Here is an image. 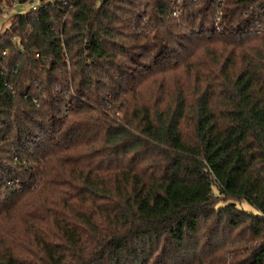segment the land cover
<instances>
[{"label": "trees", "instance_id": "obj_1", "mask_svg": "<svg viewBox=\"0 0 264 264\" xmlns=\"http://www.w3.org/2000/svg\"><path fill=\"white\" fill-rule=\"evenodd\" d=\"M0 264H264V0L14 13Z\"/></svg>", "mask_w": 264, "mask_h": 264}, {"label": "built area", "instance_id": "obj_2", "mask_svg": "<svg viewBox=\"0 0 264 264\" xmlns=\"http://www.w3.org/2000/svg\"><path fill=\"white\" fill-rule=\"evenodd\" d=\"M50 1L52 0H44L45 4H48ZM44 2L42 0H1L2 9L4 12L13 10L15 8H22V12L31 10L35 11L38 10ZM6 52L7 50L4 51V53Z\"/></svg>", "mask_w": 264, "mask_h": 264}, {"label": "rangeland", "instance_id": "obj_3", "mask_svg": "<svg viewBox=\"0 0 264 264\" xmlns=\"http://www.w3.org/2000/svg\"><path fill=\"white\" fill-rule=\"evenodd\" d=\"M19 11H23V9L15 8L10 11H5L3 14L0 15V34L4 32L7 27H9L12 15ZM239 204H241V206L245 209L252 210L251 205L248 204L247 202L245 203L239 202Z\"/></svg>", "mask_w": 264, "mask_h": 264}]
</instances>
